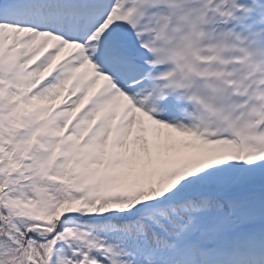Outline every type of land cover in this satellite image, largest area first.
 <instances>
[{
  "label": "snow or ice",
  "instance_id": "obj_1",
  "mask_svg": "<svg viewBox=\"0 0 264 264\" xmlns=\"http://www.w3.org/2000/svg\"><path fill=\"white\" fill-rule=\"evenodd\" d=\"M0 264H264V0H0Z\"/></svg>",
  "mask_w": 264,
  "mask_h": 264
}]
</instances>
